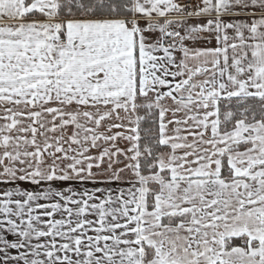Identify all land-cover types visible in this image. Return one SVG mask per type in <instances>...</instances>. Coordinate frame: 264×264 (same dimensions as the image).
Returning a JSON list of instances; mask_svg holds the SVG:
<instances>
[{
    "label": "snow or ice",
    "instance_id": "obj_1",
    "mask_svg": "<svg viewBox=\"0 0 264 264\" xmlns=\"http://www.w3.org/2000/svg\"><path fill=\"white\" fill-rule=\"evenodd\" d=\"M0 264H264V0H0Z\"/></svg>",
    "mask_w": 264,
    "mask_h": 264
}]
</instances>
